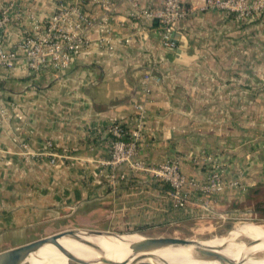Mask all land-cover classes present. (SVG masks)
I'll return each mask as SVG.
<instances>
[{"label": "crops", "instance_id": "0c3cea01", "mask_svg": "<svg viewBox=\"0 0 264 264\" xmlns=\"http://www.w3.org/2000/svg\"><path fill=\"white\" fill-rule=\"evenodd\" d=\"M61 1H80L95 19L82 25L91 48L63 72L32 76L24 60L14 70L0 66V253L55 226L187 237L251 210L264 188V13L240 19L203 10L206 0H182L188 15L167 48L158 23L143 14L161 8V0H125L114 9L101 0H0V13L14 5L1 45H17L32 19L48 21ZM102 40L114 48L95 43ZM149 71L160 81L148 82L147 95ZM145 99L139 157L178 158L183 173L202 181L212 156L225 183L212 212L202 207L200 191L179 207L149 172L121 166L112 174L100 164L111 148L108 126L134 128L136 104ZM23 143L60 157L27 163Z\"/></svg>", "mask_w": 264, "mask_h": 264}, {"label": "built area", "instance_id": "2783aa9c", "mask_svg": "<svg viewBox=\"0 0 264 264\" xmlns=\"http://www.w3.org/2000/svg\"><path fill=\"white\" fill-rule=\"evenodd\" d=\"M103 3L116 8L125 0H101ZM132 1V0H128ZM13 4L5 5L0 13V39L4 28L11 21ZM203 10H222L234 14L240 19L250 18L254 14L264 13V0H206ZM143 14L159 25V35L165 47L175 46L174 34L176 23L188 15V10L182 0H161V8L143 11ZM94 18L87 16L83 11L80 1H61L59 8L48 21L33 18L29 29L25 30L22 40L11 48H5L0 43V66L8 70H14L20 61L27 65L28 73L35 76L46 70L56 72L66 71L74 59L89 50L93 42L89 39L82 25H93ZM97 45L106 44V49L112 50L113 44L105 40L95 42ZM153 79L160 81L159 76L152 71L144 75V89L149 95L151 89L148 82ZM138 115L136 126L131 128L124 122H113L107 128L111 138V148L107 157L100 160V164L113 171L125 166L131 173L149 172L159 182L169 184L176 203L179 207H185L189 201L191 191L202 192L206 201L202 207L212 212L210 202L220 194L225 183L222 170L215 163L212 156H206L205 162L212 166L205 180L199 181L195 177L188 176L181 170L178 158L163 160L158 163H150L139 157V141L143 135V125L147 116V100L136 104ZM0 112L5 109L0 101ZM24 160L30 163L43 155H50L54 163L59 156L58 152L46 153L30 148L28 143L22 144ZM68 148H63L66 154ZM114 174V172L112 173ZM123 173L121 178H126ZM222 217H224L222 215Z\"/></svg>", "mask_w": 264, "mask_h": 264}, {"label": "bare ground", "instance_id": "6f19581e", "mask_svg": "<svg viewBox=\"0 0 264 264\" xmlns=\"http://www.w3.org/2000/svg\"><path fill=\"white\" fill-rule=\"evenodd\" d=\"M251 233L252 238L257 242L264 243V231L258 227H248L242 229L237 234H234L231 238L227 240H214V241H202V244L205 246H217L219 247L220 253H230L241 251V249L246 251H252L258 247H249L243 245L242 242H238L237 238L242 235ZM117 236L112 234H91L86 232H68L60 236L59 242L67 249L68 252L73 254L76 258L80 255H92L96 256V260L100 264H105L108 261H113L115 263H122L125 260H128L125 264H149V262H155L158 264H208L209 260H197L194 255V246H182L180 248H186L189 253L186 256H175L167 253L164 249H157L152 251L150 258H141L133 257L131 258L132 252V243L131 237L127 238H116ZM134 237V236H133ZM56 247L57 255L56 260H61L65 262L66 260H71L64 252H62L56 245L53 243H45L32 253H30L25 259H23L19 264H46L52 249ZM260 250H264V247H261ZM107 252V255L102 254L101 252ZM226 254L223 256L226 257ZM239 259L240 264H245L249 260V256H234ZM131 258V259H130ZM111 259V260H110ZM258 260H264L260 258H252ZM73 260V259H72ZM212 261V260H211ZM5 259L0 260V264H4ZM255 263V262H253Z\"/></svg>", "mask_w": 264, "mask_h": 264}, {"label": "rangeland", "instance_id": "374dc122", "mask_svg": "<svg viewBox=\"0 0 264 264\" xmlns=\"http://www.w3.org/2000/svg\"><path fill=\"white\" fill-rule=\"evenodd\" d=\"M254 200L255 201L251 202V206L248 207V208H251V210H245L241 212L239 215L238 214L234 215L232 218H228L225 221L219 220L220 222H215L214 227H212V229L210 230H207V233H204L202 231H199V232L196 231L195 234H193L192 236H187L186 238L197 239L201 241H214V240H224L225 241L231 238L234 234H237L238 232H240L244 228L258 227L264 231V213H261L259 211L261 210V208L264 209V188L261 190L259 195L255 196ZM92 229L110 232V233H102V234H111V232L121 233L120 235L119 234L118 235L112 234V235L117 236L116 237L117 239L120 237L122 238L131 237L132 244H135L136 242H139L144 239V236H143L144 234L143 235L134 234V233H138L135 231L114 232V231H109V230H105L102 228H92ZM66 230L85 231V230H90V229L89 228H74V227H67V226H57V227L55 226V228L48 229L47 231H50L48 233L45 232L46 230H40L38 235L34 237V240H37L42 237H46L48 235H52L58 232L66 231ZM153 234L155 235V232H150V235H153ZM250 234L251 233H247L246 235L239 236L237 238V241L242 242L243 245L245 244L249 247L255 248L259 246L257 249H254L252 251H246V250L243 251V249H241V251L230 252L227 254L224 252L221 254L222 255L226 254L227 258H230L231 260H235V261H239V259L235 258L234 256H244L245 255V256L250 257V259L249 260L247 259V261H251V262H245V264H264V260L252 259V258L264 259V250H260L261 247H264V243L255 241ZM181 237H184V236H181ZM180 247L182 246H179V247L169 246V247H165L164 250L167 253L171 254L172 256L173 255L186 256L189 253V251L186 248H180ZM209 247L214 248L218 251L220 250L219 247L217 246H209ZM56 252H57V249L56 247H54V249H52L51 251L50 258H48V260L46 261V264H100L96 260V256H92V255H85V256L80 255L77 259L81 263L78 261H74L72 259L62 262L61 260H56L58 257L57 255H55ZM101 253L107 255V252L105 251H102ZM208 264H219V262L215 260H212V261L209 260Z\"/></svg>", "mask_w": 264, "mask_h": 264}, {"label": "water", "instance_id": "95a60500", "mask_svg": "<svg viewBox=\"0 0 264 264\" xmlns=\"http://www.w3.org/2000/svg\"><path fill=\"white\" fill-rule=\"evenodd\" d=\"M86 232L91 234H102V233H110L101 230H66L62 232H58L52 235H48L46 237H42L40 239L34 240L27 244L12 248L10 250L4 251L0 253V260L5 259L4 264H19L23 259H25L30 253L44 245L45 243H53L56 245L62 252H64L69 258L74 261L80 262L73 254L67 251V249L61 245L59 242L60 236L62 234H66L68 232ZM120 235L121 233H112ZM144 236V239L136 242L132 245L131 255L130 257H141V258H150L151 252L157 249L173 246H194V255L197 260H215L218 261L219 264H238L240 261L231 260L223 256L218 250L214 248H210L209 246H205L202 244L201 240L197 239H189L181 236H173V235H165V236ZM130 258V259H131ZM128 260H125L122 263H115L113 261H108L105 264H125ZM81 263V262H80ZM149 264H158L155 262H149Z\"/></svg>", "mask_w": 264, "mask_h": 264}, {"label": "trees", "instance_id": "16d2710c", "mask_svg": "<svg viewBox=\"0 0 264 264\" xmlns=\"http://www.w3.org/2000/svg\"><path fill=\"white\" fill-rule=\"evenodd\" d=\"M165 184V183H164ZM166 187L170 188V185L169 184H165ZM261 213H264V209L261 208V210H259ZM135 232H138V233H141V234H144V235H148L150 232L147 231V228H137L134 230Z\"/></svg>", "mask_w": 264, "mask_h": 264}]
</instances>
